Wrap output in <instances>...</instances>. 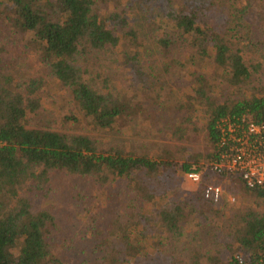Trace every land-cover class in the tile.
<instances>
[{
	"label": "trees",
	"instance_id": "obj_1",
	"mask_svg": "<svg viewBox=\"0 0 264 264\" xmlns=\"http://www.w3.org/2000/svg\"><path fill=\"white\" fill-rule=\"evenodd\" d=\"M239 3L0 0V264H264V187L200 163L215 156L220 118L264 123V72L245 58ZM172 69L189 82L176 112L206 119L204 156L182 144L189 116L166 128L180 144L157 143L152 154L124 146L145 103L160 102L152 81ZM49 84L65 91V112L43 107ZM223 89L241 93L221 101ZM64 120L91 133L69 132ZM193 171L200 186L184 196L180 178ZM57 176L78 201L81 244L62 242L57 212L42 207ZM214 176L243 200L237 212L204 198Z\"/></svg>",
	"mask_w": 264,
	"mask_h": 264
},
{
	"label": "rangeland",
	"instance_id": "obj_2",
	"mask_svg": "<svg viewBox=\"0 0 264 264\" xmlns=\"http://www.w3.org/2000/svg\"><path fill=\"white\" fill-rule=\"evenodd\" d=\"M241 3L238 5L242 8L243 6L247 8L246 17L250 26L248 29V37H249V46H246V50L244 49L245 58L249 61L250 59H254L255 62L259 61L262 66L264 72V0H240ZM125 3V0H123ZM127 3V2H126ZM241 44H245V42H241ZM187 71V70H185ZM182 76H181V73ZM184 72L182 70H170L168 73L161 71L159 76L156 77L152 83L154 84V88L160 93V102L158 104H152L150 102H146V112L143 116H139L137 125L139 127L138 132H136V128L127 126V129L122 134L125 139L124 146L126 149H132L136 152H145L148 153L154 152L152 145H156L159 143L160 146L169 145L175 146L180 144L173 138L169 132H166V128L171 127L170 123L180 122L185 117H191L192 123H187L184 121L183 125L187 126L189 129V138L182 142L185 144L187 152L189 154L196 153L200 155H205L209 151L208 143L206 140V132H205V122L206 119L204 114L198 110L192 113L176 112L177 104L179 101H186L181 97L182 92H184L185 87L189 84L187 78L183 75ZM255 81L254 83H256ZM264 82V78H263ZM232 89H223V95H221V101H224L227 97H234L235 94L244 93L248 94L246 89L241 91H231ZM48 96L47 95V92ZM66 94L65 91L60 90L56 87V85L49 84L46 89V94L42 96L41 102L45 109H56V106L65 105L64 112L67 110V102H66ZM47 119L51 122L52 127H59L58 123L61 122V119L53 120L51 116H47ZM65 121V120H64ZM61 126L67 128L69 132L72 133H91L88 129H79L74 127V125L67 123L66 121ZM61 129V127H59ZM116 136V135H113ZM112 136V137H113ZM207 158L201 159L200 163L205 167V170L210 171L206 165L209 160ZM211 172V171H210ZM213 174V172H212ZM216 175V174H213ZM201 180V178H200ZM217 177L214 176L205 182V184H213L219 185L221 187V201L226 203L228 208L237 212L239 210L240 203L243 200L240 197H235L233 193L227 190L228 185L224 179H219L217 182ZM55 183L57 185V190L55 194H50L46 201L42 202V207H49L57 212V221L61 225V231L59 232V238L62 242L68 243H83V239L80 238V223L82 224V218L77 209V200L73 197V190L71 185L65 180L62 179V176H57L55 178ZM181 189L184 191V196H188L193 190L198 189L200 186L199 182L195 183L188 179L185 174L180 178ZM233 198V200H231ZM219 199V200H220ZM254 207V205H252ZM188 229L192 230L193 226L189 225ZM210 229V231H209ZM219 234H222L224 231L223 228H219ZM215 230L213 228H206L203 231L205 235L202 242L205 240H210L213 236L212 233ZM223 230V231H222ZM210 234V235H209ZM189 235V234H188ZM211 236V237H210ZM220 239V237L218 238ZM60 243V242H59ZM204 244V243H202ZM60 249V248H58ZM69 252L66 249L65 254Z\"/></svg>",
	"mask_w": 264,
	"mask_h": 264
},
{
	"label": "built area",
	"instance_id": "obj_3",
	"mask_svg": "<svg viewBox=\"0 0 264 264\" xmlns=\"http://www.w3.org/2000/svg\"><path fill=\"white\" fill-rule=\"evenodd\" d=\"M215 128L216 152L206 167L217 174H237L248 188L264 187V123L245 114L230 115L220 118ZM185 176L195 183L201 178L196 171ZM221 194L219 185L209 184L203 191L204 198L214 202Z\"/></svg>",
	"mask_w": 264,
	"mask_h": 264
}]
</instances>
